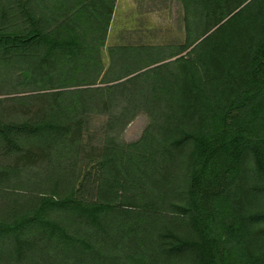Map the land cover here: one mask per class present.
I'll return each mask as SVG.
<instances>
[{
	"label": "trees",
	"instance_id": "1",
	"mask_svg": "<svg viewBox=\"0 0 264 264\" xmlns=\"http://www.w3.org/2000/svg\"><path fill=\"white\" fill-rule=\"evenodd\" d=\"M179 1L104 54L117 0H0V264H264V0Z\"/></svg>",
	"mask_w": 264,
	"mask_h": 264
},
{
	"label": "rangeland",
	"instance_id": "2",
	"mask_svg": "<svg viewBox=\"0 0 264 264\" xmlns=\"http://www.w3.org/2000/svg\"><path fill=\"white\" fill-rule=\"evenodd\" d=\"M185 18L188 17L179 0H117L103 52L107 54L112 45L139 41L181 44L187 33ZM148 124L146 114L138 115L122 133V140H138Z\"/></svg>",
	"mask_w": 264,
	"mask_h": 264
}]
</instances>
